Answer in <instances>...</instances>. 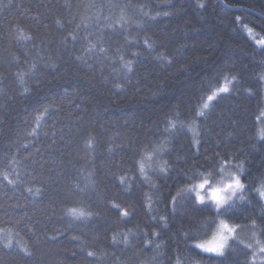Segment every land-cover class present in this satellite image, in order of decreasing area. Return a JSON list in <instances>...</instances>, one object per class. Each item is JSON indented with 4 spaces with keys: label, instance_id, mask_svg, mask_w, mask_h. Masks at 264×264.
Returning a JSON list of instances; mask_svg holds the SVG:
<instances>
[{
    "label": "trees",
    "instance_id": "16d2710c",
    "mask_svg": "<svg viewBox=\"0 0 264 264\" xmlns=\"http://www.w3.org/2000/svg\"><path fill=\"white\" fill-rule=\"evenodd\" d=\"M262 41L264 0H0V264H217L195 241L209 237L220 219L237 227L228 259L264 264V235L250 224L241 231L244 221L235 217H207L198 227L179 220L167 224L170 232L166 221L151 219L167 216L170 195L183 204L198 193L214 207L198 186L226 167L240 175L241 161L260 187L264 92L248 98L238 79L264 73ZM234 89L240 99L230 98ZM181 111L189 116L178 119ZM157 114L163 134L133 167L120 149ZM201 114L211 115L207 125ZM177 126L187 135L173 145ZM89 133L99 141L91 152ZM172 147L181 160L197 150L229 158L193 171L195 162L159 156ZM141 165L140 179H147L129 196L128 180ZM166 167L177 169L167 186L158 179ZM89 172L94 189L74 194ZM72 208L100 219L87 224L69 214ZM124 210L131 219L120 215ZM184 233L195 238L186 242Z\"/></svg>",
    "mask_w": 264,
    "mask_h": 264
},
{
    "label": "snow or ice",
    "instance_id": "6c2138e0",
    "mask_svg": "<svg viewBox=\"0 0 264 264\" xmlns=\"http://www.w3.org/2000/svg\"><path fill=\"white\" fill-rule=\"evenodd\" d=\"M198 7L203 8V4H199ZM165 15H168V13H165ZM71 42L75 44L77 42V37L72 36ZM34 46H36L37 53L41 51L39 46L35 45V41H33ZM41 44H44L47 46V41H40ZM65 43H67V38L65 40ZM261 43H264L262 41ZM91 51V49H89ZM101 52H104L105 50L103 48L100 49ZM136 55V54H133ZM78 59H82V57H78ZM118 60L123 63L124 57L123 55L118 57ZM261 64L264 65V61H261ZM127 67V65H124ZM32 70H36V65L32 64L31 66ZM91 68V65L88 66ZM131 71V69H129ZM238 83H241L244 90L249 93L248 98L255 99L256 96L261 95L262 92H264V73H261L258 77L250 80L245 81L244 77L241 76L238 79ZM224 92H229L228 89H224ZM231 99H240L239 94L237 90H233V92L230 94ZM240 103L243 104V100H240ZM181 106L180 104L177 105V108L179 109ZM194 111V110H193ZM167 113H163V115H166ZM161 114H157V118L149 117L148 124L152 125V127H146L144 125L141 126L142 130L133 140L129 142L126 148H121V152L130 153L131 155L127 157L128 161L132 163L133 167H136V160L134 157L139 156L141 154V150L152 148L155 144H157L158 137L162 135L163 133L158 132V123L157 119ZM189 116L188 112L181 111L180 116L177 117L180 118H187ZM202 121L205 122L207 125V122L211 121L212 117L211 115H204L201 114ZM205 132H210V129L206 126L204 129ZM187 135V132L182 130V126H177L176 128V134L174 139L171 141L173 145H177L180 143L181 139H183L184 136ZM93 141H96L98 144L99 141L96 140L95 136H92L91 133H89V136L85 139V146L86 149L91 152L95 150V145L93 144ZM209 141L205 140L204 143H208ZM231 141H229L230 143ZM258 142H264V130H261L259 133V141ZM200 147H203V144L200 145ZM217 148H223L226 147L224 144H217ZM189 150H191V145H189ZM109 152H112V149H108ZM243 155V153H240ZM159 156L163 158L164 156H168L169 158H173V164H189L190 162L193 163V171H195L196 168L199 167H205V168H215L218 167L221 163H223L224 159L229 158V154H225L224 157H221L220 152L213 151L211 155L208 154L207 151L201 152L197 150L190 158L184 157L183 160L179 158V155L177 153V150L175 147H172L168 149L166 152L159 153ZM233 159H235V156H232ZM203 161V163H198L199 161ZM92 163L94 164L95 161L93 160ZM261 167H264V163H262ZM237 169L241 173L240 175H236L231 182L226 184L222 188H214L212 189V201L214 203V207L205 203V198L203 196H200L198 193L194 198L186 199L185 203L179 204L177 198L175 196H169V199H165L163 201L164 207L166 212L168 213L167 216L162 217H156L152 216L151 219L155 221L158 225L160 221H166L165 223V231L170 232L171 229L167 227V224H175L179 220L186 221L189 223L192 227H198L201 226L202 221L204 218L212 217L215 218L219 215H227L230 219L235 217L236 219L240 221H244L243 225L241 226L240 230L243 231L244 229L249 227V224L252 228L258 229L262 235H264V176L259 178V184L260 187L258 188L257 185V178L252 177V172L250 168H247L244 166L243 161L239 162L237 164ZM177 171L175 167H166L164 169H160L158 176V179L161 180L162 185L167 186V182L172 179V175ZM140 175L133 176L128 180V188L126 194L129 196H132L134 194V186L135 182L137 180L140 181V185H143L147 177H144L143 179H140V176L143 174V166L141 165L139 168ZM185 177H187V173L183 174ZM93 174L89 172L85 177V186L81 187L79 183L74 185V194L76 195H87L86 188L88 189H94L95 183L94 179H92ZM252 177V179H250ZM124 177L120 179V183H125ZM244 181H248L247 184L244 183ZM205 184L207 181L204 182ZM199 187L203 188L204 184H200ZM29 191H32L29 189ZM252 193H255V196L252 195ZM161 195H163V192H161ZM237 200L241 202V206L237 207ZM253 200H256L257 203L254 205ZM198 201L199 203H196ZM169 204H171V207H169ZM113 208L119 209V205H112ZM259 207V214H256V208ZM251 209V210H250ZM70 215H73L77 219H81L85 221L87 224L95 223L100 219V213L97 212L95 215H93L92 212L85 213L83 211L77 212V209L72 208L69 211ZM120 215L124 218L131 219V215L128 210H124L120 213ZM125 222H128V220H125ZM214 223V219L209 221V224ZM224 228L227 229L229 233H234V229L228 228L227 224L224 225ZM153 235H159L158 233H153ZM185 241L190 239H194V236H189L187 233H184ZM52 239H55L53 237ZM73 239H79L78 237H73ZM229 239L230 237L228 235L221 234L219 237L218 242L211 247L205 246L203 244L197 245V247L202 248L207 253H213L215 254L214 257H210V259H217V264H220V261L218 258H225L226 264H235V261L229 260L228 257L231 256L234 249H230L229 247ZM168 240L172 241V237L169 235ZM113 243H116L115 237H113ZM124 243L127 244V237L124 239ZM8 247H11V244L7 245ZM159 247V245H157ZM251 247V245H249ZM24 251L31 256L32 254L30 252H27V249H24ZM260 252L264 253V247L260 248ZM96 255L92 251L87 252V256L91 257Z\"/></svg>",
    "mask_w": 264,
    "mask_h": 264
},
{
    "label": "rangeland",
    "instance_id": "374dc122",
    "mask_svg": "<svg viewBox=\"0 0 264 264\" xmlns=\"http://www.w3.org/2000/svg\"><path fill=\"white\" fill-rule=\"evenodd\" d=\"M263 115H264V113H263ZM262 117H264V116H262ZM235 176H236V174L232 170V168L226 167V169L224 168L223 174L221 176L215 177L211 180L208 177L203 179L201 184H204V187L201 188L198 186V190H200V192H202V193H210L212 196V189L224 187L226 184L231 182V180ZM205 181H207L206 184L204 183ZM209 183H211V184H209ZM225 224H227L228 228L234 229L235 232L229 233L227 231V229L224 228ZM236 231H237V227L235 225L229 224L224 219H220L217 221L215 228H214L213 232L211 233V235L209 237H207L206 239H203V240L201 239V240L195 241V244L196 245L203 244V245L208 246V247L214 246L218 242L221 234L228 235L230 237V239H229V241H230L232 239V237L235 236Z\"/></svg>",
    "mask_w": 264,
    "mask_h": 264
},
{
    "label": "bare ground",
    "instance_id": "6f19581e",
    "mask_svg": "<svg viewBox=\"0 0 264 264\" xmlns=\"http://www.w3.org/2000/svg\"><path fill=\"white\" fill-rule=\"evenodd\" d=\"M203 240V239H202Z\"/></svg>",
    "mask_w": 264,
    "mask_h": 264
}]
</instances>
